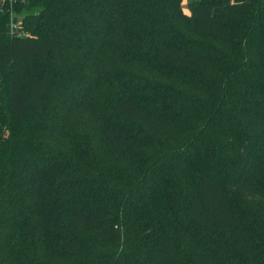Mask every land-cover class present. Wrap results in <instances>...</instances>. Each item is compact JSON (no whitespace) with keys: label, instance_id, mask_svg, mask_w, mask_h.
Segmentation results:
<instances>
[{"label":"trees","instance_id":"16d2710c","mask_svg":"<svg viewBox=\"0 0 264 264\" xmlns=\"http://www.w3.org/2000/svg\"><path fill=\"white\" fill-rule=\"evenodd\" d=\"M183 4L0 0V264H264V0Z\"/></svg>","mask_w":264,"mask_h":264},{"label":"rangeland","instance_id":"374dc122","mask_svg":"<svg viewBox=\"0 0 264 264\" xmlns=\"http://www.w3.org/2000/svg\"><path fill=\"white\" fill-rule=\"evenodd\" d=\"M187 4H188V0H184L183 10H184V12L189 13ZM24 14L18 15V14L14 13V15H13L14 19H16V21H14L13 23L18 24V29L15 30V31H17L18 34H24V33L26 34V31H27V29H25V27L22 25ZM15 17H17V18H15Z\"/></svg>","mask_w":264,"mask_h":264},{"label":"built area","instance_id":"2783aa9c","mask_svg":"<svg viewBox=\"0 0 264 264\" xmlns=\"http://www.w3.org/2000/svg\"><path fill=\"white\" fill-rule=\"evenodd\" d=\"M11 25H12V26H11L12 31H15V30L18 29V24H17V23H12Z\"/></svg>","mask_w":264,"mask_h":264}]
</instances>
